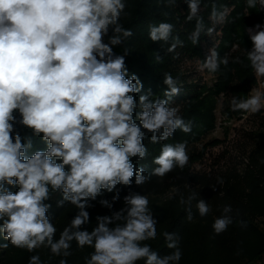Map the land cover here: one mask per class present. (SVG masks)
I'll return each mask as SVG.
<instances>
[{
  "label": "clouds",
  "instance_id": "clouds-1",
  "mask_svg": "<svg viewBox=\"0 0 264 264\" xmlns=\"http://www.w3.org/2000/svg\"><path fill=\"white\" fill-rule=\"evenodd\" d=\"M185 2V22H194L187 39L194 46L203 35L212 36L216 25L234 22L228 19L230 9L212 0L209 27L202 15L208 4ZM257 7L264 9V0H244L247 15ZM128 8V0H0V237L6 241L0 251L9 246L26 251L31 254L27 264H52L54 258L56 264H69L74 243L78 251L92 249L83 264H180L183 257L178 233L158 234L146 193L130 190L124 207L96 216L91 230L84 227L90 223V201L103 193H115L111 202L99 200L111 209L120 199L117 185L142 187L189 165L188 141L167 142L177 130L189 134L193 129L194 121L185 120L179 106H169L180 92V77L164 72V98L153 99L150 93L140 94L143 83L128 73L125 45L133 31L122 22L130 21ZM174 33L168 19L148 26L149 39L168 45L166 53L177 60L185 42ZM245 33L251 48H244L243 57H221L214 46L197 61V71L213 77L233 71L230 63L252 71L258 86L229 100V110L242 120L264 112V24L247 27ZM121 47L124 54L117 51ZM238 48L234 44L232 50ZM154 60L163 63L158 54ZM146 133L150 144L161 145L151 169L134 163L149 155ZM37 138L45 147L29 152ZM217 183L224 181L218 177ZM55 193L61 197L58 208L67 203L78 210L62 229L49 216L52 204L46 203ZM177 196L188 222L194 221V201L199 217L212 212L195 192L185 196L175 186L166 199ZM232 211L224 205L214 217V235L233 224ZM238 223L247 227L246 221ZM158 235L170 250L164 255L149 243ZM41 250L48 251L47 260Z\"/></svg>",
  "mask_w": 264,
  "mask_h": 264
},
{
  "label": "trees",
  "instance_id": "trees-1",
  "mask_svg": "<svg viewBox=\"0 0 264 264\" xmlns=\"http://www.w3.org/2000/svg\"><path fill=\"white\" fill-rule=\"evenodd\" d=\"M208 4L202 12L205 23L208 26V15L211 9L212 0H204ZM131 13L130 21H122L125 27H129L133 31V36L126 41V47L129 52L125 57L128 73L135 74L143 83V89L140 94L150 93V98H164L163 92L167 86L163 83V73L171 72L172 75L179 76L182 85L180 92L175 95L172 101L182 100L183 110L180 113L185 120H192L193 129L189 134H184L177 130L173 137L167 141L175 143L187 140L188 145L199 141L201 136L206 134L215 125V115L213 109L215 107L214 95L229 89L233 95L245 96L247 87L254 82L253 73L249 68H243L240 65L229 64L226 75L222 71L217 73V81L213 88L207 86H198L193 82H188L183 72L178 71L177 60H173L172 53H166L168 45H162V42H153L149 39L148 26L155 24L164 19H168L175 24L176 33L180 39L185 42L183 48H178L179 57L184 54L201 55L205 58L207 53L201 51V41L210 47H217L220 56L223 57L228 53L231 57L244 56V48H251V41L245 33L248 26L259 23L263 16L261 10L249 9L247 15L244 8V0H217L218 5H226L230 10L228 19L233 20L232 23H224L223 34L218 44L211 43L206 35H203L197 45L187 39L188 33L194 27V22H185L184 17L187 14V3L185 0H176L174 4H167V0H128ZM167 12L168 17L162 14ZM239 16V19H235ZM176 17H179L177 22ZM111 34V33H109ZM107 40V38H105ZM171 41H169V44ZM234 44H238L239 48L229 52ZM120 54L123 53V47L117 49ZM155 54L163 58V63H155ZM200 87V88H199ZM207 91V92H206ZM140 94H137V99ZM169 103V105H170ZM150 133L145 134L144 143L149 149V155L144 161H135L138 165L151 169L154 165L152 159L159 155L161 145H152L149 143ZM264 146V134L262 137ZM45 145L37 138L34 140L32 149L35 151L43 149ZM264 159V156L261 158ZM260 159V160H261ZM256 163V169L247 172L248 184L245 192L229 191L226 193L224 205H231L233 211V224L228 230L220 235H214L212 223H194L189 225L186 221V213L184 209L179 210L174 206L167 212L164 217L155 218L158 220V234L163 231L176 232L181 237L180 246L183 257L180 264H264V164ZM180 171L179 169H177ZM187 173V171H186ZM155 178V177H153ZM152 178V179H153ZM195 179L194 176L191 177ZM132 186H136L135 183ZM131 186V187H132ZM128 188L123 185H117V188ZM15 191V189H13ZM60 194H52V197L46 203H51L52 208L49 210V216L52 218L61 208L56 206V200L60 199ZM65 204L64 206H68ZM222 213L219 211L217 216ZM75 215L74 209H68L59 218L58 229H62L69 220ZM246 221L247 227H241L239 221ZM95 225L88 224L84 227L91 230ZM59 235V231L57 236ZM0 243H6L0 237ZM154 250L160 255L168 253L164 245L162 236L158 235L157 240L149 241ZM42 260H47L46 251L42 250ZM92 251L86 248L84 251H78L73 244V255L69 257V264H83V257ZM31 254L26 251L14 249L11 246L7 250L0 251V264H27L28 257ZM58 258H54L52 264H56Z\"/></svg>",
  "mask_w": 264,
  "mask_h": 264
},
{
  "label": "rangeland",
  "instance_id": "rangeland-1",
  "mask_svg": "<svg viewBox=\"0 0 264 264\" xmlns=\"http://www.w3.org/2000/svg\"><path fill=\"white\" fill-rule=\"evenodd\" d=\"M232 7L230 6L229 9L231 10ZM260 10L263 18L259 23L264 24V9ZM208 26H212L210 21ZM223 26L224 24L216 25L213 35H206L211 43L218 44L220 42ZM232 47L229 52L233 51ZM211 48L205 40L201 41V51L208 54ZM203 59L201 55L184 54L176 62L178 71L185 74L188 82H193L201 87L213 88L217 81V76L213 77L207 73L201 74L197 71V61ZM253 78L254 82L248 85L245 96L252 87L258 86V81L254 74ZM232 95L233 93L229 89L214 95L215 107L213 113L215 115V125L206 134L202 135L199 141L188 145L190 160L189 165L183 171L176 169L165 176L163 180L155 177L142 187L118 188L120 190V199L113 203L111 209L101 206L99 200L108 199L111 202L115 193H103L102 196L97 197L96 201H90L93 206L86 209L90 214L89 224L95 225V218L98 215H111L112 212L124 207L123 197L130 190L141 194H149L154 215L157 217H164L172 206L181 210L183 207L178 203V196L172 200L166 199L167 194L174 186L179 188L185 196L190 192H195L197 199H203L212 207V212L207 217L201 218L196 213L194 201V221L188 222L189 225L194 223H212L214 217L223 208L222 205L225 202L227 192H245L247 190V172L253 168L256 169V163L264 156V146L261 141L264 134V112L242 120L240 113L229 110V100ZM169 106H179L181 113L183 101L174 100ZM192 176L195 179H192ZM218 177L223 179L224 183L222 185L217 183ZM69 208L74 209L75 214L78 211L73 206L68 205L53 215L52 221L57 227L60 216L67 212ZM44 251L48 254L47 250ZM40 252L43 251L41 250Z\"/></svg>",
  "mask_w": 264,
  "mask_h": 264
}]
</instances>
